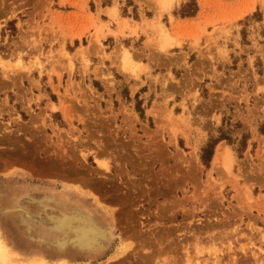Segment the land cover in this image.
I'll list each match as a JSON object with an SVG mask.
<instances>
[{
  "label": "rangeland",
  "instance_id": "rangeland-1",
  "mask_svg": "<svg viewBox=\"0 0 264 264\" xmlns=\"http://www.w3.org/2000/svg\"><path fill=\"white\" fill-rule=\"evenodd\" d=\"M164 1L0 0V264H264V0Z\"/></svg>",
  "mask_w": 264,
  "mask_h": 264
},
{
  "label": "bare ground",
  "instance_id": "bare-ground-1",
  "mask_svg": "<svg viewBox=\"0 0 264 264\" xmlns=\"http://www.w3.org/2000/svg\"><path fill=\"white\" fill-rule=\"evenodd\" d=\"M216 150L215 158L218 162L222 155V147ZM224 159H226V156L223 157L222 161ZM70 212L72 218L68 217L67 214H62V216L51 215L48 221L53 228L60 231V236H56L55 240L59 246L73 244L85 248H93L94 245L106 239V227L91 213H87L80 208H73ZM70 233L72 237L69 238ZM1 248L0 244V250Z\"/></svg>",
  "mask_w": 264,
  "mask_h": 264
},
{
  "label": "crops",
  "instance_id": "crops-1",
  "mask_svg": "<svg viewBox=\"0 0 264 264\" xmlns=\"http://www.w3.org/2000/svg\"><path fill=\"white\" fill-rule=\"evenodd\" d=\"M125 19H126V23H131V17H126ZM191 19H193V18H183V19H178L177 21L181 25H183V24L189 23L191 21Z\"/></svg>",
  "mask_w": 264,
  "mask_h": 264
}]
</instances>
